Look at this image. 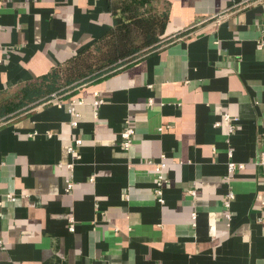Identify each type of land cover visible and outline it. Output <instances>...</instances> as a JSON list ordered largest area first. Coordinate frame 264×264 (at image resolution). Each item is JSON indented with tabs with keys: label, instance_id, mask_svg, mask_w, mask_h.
I'll use <instances>...</instances> for the list:
<instances>
[{
	"label": "crops",
	"instance_id": "crops-1",
	"mask_svg": "<svg viewBox=\"0 0 264 264\" xmlns=\"http://www.w3.org/2000/svg\"><path fill=\"white\" fill-rule=\"evenodd\" d=\"M111 1L0 0V264H264V0H151L159 46L7 101L107 31Z\"/></svg>",
	"mask_w": 264,
	"mask_h": 264
},
{
	"label": "trees",
	"instance_id": "trees-1",
	"mask_svg": "<svg viewBox=\"0 0 264 264\" xmlns=\"http://www.w3.org/2000/svg\"><path fill=\"white\" fill-rule=\"evenodd\" d=\"M109 7L113 14L112 26L50 74L28 84L20 93L12 94L7 101L10 105L14 102L13 108L47 101L53 92L63 93L88 80L111 74L159 46V36L167 23L166 10L157 9L151 0H112Z\"/></svg>",
	"mask_w": 264,
	"mask_h": 264
},
{
	"label": "built area",
	"instance_id": "built-area-1",
	"mask_svg": "<svg viewBox=\"0 0 264 264\" xmlns=\"http://www.w3.org/2000/svg\"><path fill=\"white\" fill-rule=\"evenodd\" d=\"M249 1V0H248ZM261 27H262V31L264 32V16L262 18V21H261ZM56 96L55 94L52 95V97ZM101 101V100H100ZM99 103V101H94V104H97ZM69 112L74 115V116H77L78 113L75 111L74 109V102H71L70 103V106H69ZM226 120H232L235 121L237 120L236 117L234 118H231L226 115L225 116ZM71 124L73 126H76L77 122L74 120V121H71ZM135 133V128L133 127V125L130 124L129 121H126L125 122V126L123 127V129L121 130V133H120V136H121V145H122V148L124 150H128V148L130 147V144H131V141H132V137ZM81 144V139L76 137L73 139L72 143L67 147V151L68 153H70L74 158H78V154H77V151H76V146L80 145ZM151 162V160L149 161ZM257 164L261 167L262 169V172H263V175H264V151H261L260 153V157H259V160L257 162ZM67 167L69 168H72L73 167V163L70 162L68 163ZM164 167V163L163 162H158L157 163V166H156V169L157 170H161L162 168ZM237 164L236 162L230 160L228 163H227V170H228V173H227V176L226 178H228L233 172L234 170L237 168ZM162 185H163V181H162V176L161 174L158 175V180L156 181V185H155V195H156V198L159 202H163V198H162ZM71 188V184L69 183L66 190H69ZM189 192L192 194V195H195V190L191 189L189 190ZM234 194L229 191L227 193V197L226 199L224 200V206L225 207H228L229 204H230V200L231 198H233ZM7 198L9 200H14V196L11 195V194H8L7 195ZM1 203V201H0ZM264 204V202H263ZM226 216L228 217L229 214H226ZM191 219H192V224L195 225V220H196V212H192L191 213ZM70 225H69V229L70 230H73L74 229V226L72 224V220H70Z\"/></svg>",
	"mask_w": 264,
	"mask_h": 264
},
{
	"label": "rangeland",
	"instance_id": "rangeland-1",
	"mask_svg": "<svg viewBox=\"0 0 264 264\" xmlns=\"http://www.w3.org/2000/svg\"><path fill=\"white\" fill-rule=\"evenodd\" d=\"M59 92H61V91H58V92L56 91V92H54V93H55L56 95H58V94H59Z\"/></svg>",
	"mask_w": 264,
	"mask_h": 264
}]
</instances>
